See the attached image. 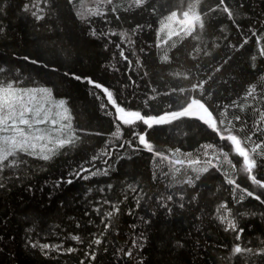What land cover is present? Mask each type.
<instances>
[{
    "label": "trees",
    "instance_id": "1",
    "mask_svg": "<svg viewBox=\"0 0 264 264\" xmlns=\"http://www.w3.org/2000/svg\"><path fill=\"white\" fill-rule=\"evenodd\" d=\"M114 2L120 8L119 20L111 13L107 23L104 17L91 16L88 9L104 10L98 0H74L73 5L67 0H50L46 19L37 22L22 10L28 0H0V67L8 70L3 75L18 77L23 87L50 89L53 100H66L72 128L79 137L74 145L58 149L48 160L23 156L26 163L13 173L20 179L5 178L6 187L0 189V264H264L259 256L232 255L237 244L253 250L264 247V205L250 197L236 204L231 186L215 168L200 172L195 187L183 183L188 176L198 174L187 160L202 154L203 150L197 152L200 145L213 144L217 152L221 147L228 152V159L221 156L220 163L229 176L238 177V183L250 191L264 193L240 172L242 158L232 154L228 142L220 141L197 120L182 118L154 127L148 136L155 151L169 160H185L183 166L173 167L146 150L133 152L128 148L121 153L122 159L113 155L108 175L88 180L73 176V183L58 184L81 165L103 170V153L121 142L112 135L116 131L112 116L100 107L103 97L96 98L100 90L77 81L72 74L109 87L118 103L124 101L122 106L142 110L145 116L180 109L191 94H181L179 89H189L209 75L213 78L206 85V94L212 93L209 101L213 107L217 102L230 104L238 97L239 104L251 103L243 100L250 84H255L258 92L264 91V57L258 54L256 38L251 36L253 31L264 33V0H225L234 20L223 11L202 16L204 29L194 33L197 39H169L168 33L179 31V25L167 17L172 11L177 12V19L184 10L192 15L204 13L215 8L219 0H145L140 7L134 0ZM78 11L91 19L95 35L85 20L77 17ZM162 21L166 25L163 30ZM136 25L141 28L136 29ZM112 32L116 35H109ZM246 37H250L249 42L239 48ZM116 44L124 48L131 65L120 57ZM165 54L172 58L170 63L163 60ZM217 67H221L220 72H215ZM153 87L161 93L172 88L177 92L157 96L146 107L145 99L155 95ZM257 106L264 109V103ZM214 115L223 118L219 112ZM235 115L245 117L251 125L259 114L250 107L243 112L237 107L229 110L228 117ZM143 128L141 124L140 130ZM236 128L240 136L248 135V127ZM123 133L124 139L130 138L127 126ZM93 156L99 157L94 166ZM258 163L257 179H264V160L258 158ZM232 164H236L235 172ZM8 175L6 172L5 177ZM181 193L182 201L178 198ZM168 195L174 197L167 202L171 212L158 201ZM105 200L110 203H103ZM224 201L232 209L230 218L243 229L239 239L236 232L225 230L228 224L219 218L224 213L217 209ZM109 212L113 214L109 216ZM74 235L80 240H73ZM96 237L101 244H93ZM133 239L138 241L132 248L133 257H124L119 250L131 248ZM33 242L53 247L41 250L33 247ZM69 248L73 251L67 252Z\"/></svg>",
    "mask_w": 264,
    "mask_h": 264
},
{
    "label": "snow or ice",
    "instance_id": "2",
    "mask_svg": "<svg viewBox=\"0 0 264 264\" xmlns=\"http://www.w3.org/2000/svg\"><path fill=\"white\" fill-rule=\"evenodd\" d=\"M135 5L140 7L145 4V0H134ZM69 5H73L74 0H67ZM50 6V0H28V3L23 5V11L28 13L35 21L39 22L46 19V9ZM54 6V5H53ZM98 6L104 8L103 11L99 9L93 12L91 9H88L87 12L91 16L104 17L105 23H107V16L111 13L116 20L120 19V8L114 2V0H98ZM155 11V9H153ZM217 11H223L227 13L228 18L234 20L233 12L230 10L228 5L225 3V0H219L215 8H209L204 13H196L195 15L190 16L189 11H184L181 14L182 18L177 19V12L172 11L167 17L168 20H174L175 23L179 25V31H172L168 33V38L171 39L172 36L177 37H192L197 39L198 36L194 35L197 33V29H204V21L202 16H206L210 13ZM77 17L85 20L88 24L90 30L93 32V35L96 34V29L92 25L91 19L85 15L83 12H76ZM166 25H163L162 28ZM140 25H136V29H140ZM109 35H116L115 32L109 33ZM252 37L256 38V43L259 46L257 52L260 56L264 57V46H261V42L264 41V33H257L253 31L251 33ZM250 37L244 38L243 42L239 45V48H243L248 42ZM167 43V41H164ZM157 47H160V44L157 43ZM116 47L119 49V55L122 59L127 61L129 65L132 64V61L128 56L125 55L124 48L120 44H116ZM172 47L175 48L176 45L172 44ZM209 48L212 47L211 44L208 45ZM235 47V46H233ZM238 50V49H237ZM207 55V53H205ZM25 60H29V57H24ZM171 57L168 54L163 56V60L166 62H171ZM255 59V56L253 57ZM31 63L37 64L38 60H31ZM139 63V61H137ZM227 63V60L224 61ZM222 67V65H221ZM221 67H217L215 72H220ZM255 67V65H253ZM7 69L0 67V189L6 187L4 180L5 178L20 179L19 175H13L16 173L19 168L26 163L22 158L23 156H35L43 160H48L51 156L55 155L58 149L64 148L65 146L74 145L77 139V130H73L71 117L69 109L67 107V101L64 99L59 100V102L53 105L50 102L51 90L47 88H28L22 86V81L18 77L7 78L6 74ZM73 78L77 81H83L93 88L100 90L99 93H95L97 99L103 97V102L100 107L105 111L106 115H111L113 119V124L116 129L112 133L113 136L120 138V143L115 147L108 148L103 156L104 165L106 166L103 170L95 169L94 171L91 168L84 167L81 165L73 173H70V178L64 180L61 178L59 183H73L72 177L79 179L88 180L91 176H97L99 174L108 175L109 169L112 165L109 161L112 160L113 155H116L117 159H122L123 156L121 153L126 149L130 148L133 152H138L141 150H146L150 153H153L154 157H158L163 161H168L171 166L175 165H184L185 160L175 159L169 160V157L163 153L157 152L154 150L152 143L149 141L148 136L150 130L154 127L163 126L170 124L173 121L179 119H191L197 120L201 124L207 126L211 132L215 133L220 141H227L230 146L231 152L233 155L242 158L240 172L244 174L247 180H249L253 185L257 186L260 189H264V179H257L256 169L261 165L258 163L259 160H264V109H261L257 105L264 103V91L257 90L255 84H250L247 90L244 93L243 100L251 101L248 104H239L237 101L240 99H234L230 104L221 105L218 102L213 107L212 103L209 101V96L212 95L211 92L206 94V85L209 81L212 80V76L209 75L206 79H200L191 84L189 89L180 88L179 92L181 94L186 91L191 95L188 96L186 104L178 110H166L158 115H143L142 110L131 109L125 106H122L125 102H117V99L114 97L113 91L109 87L102 85L99 82L94 81L90 77H82L80 75L72 74ZM145 76L148 75L147 72L144 73ZM191 73L186 74L184 79H188ZM151 92L155 95H150L145 99V106H148L150 100H154L157 96H171L176 94L177 89L172 88L164 92H159L155 87L151 89ZM110 106V107H109ZM171 105L169 108L171 109ZM239 107L243 112L245 107H250L256 113H258V118L249 125L245 117L240 115H235L232 118L228 117L230 109H235ZM114 109V113L111 111ZM214 112H219V118L217 115H214ZM143 125V130H140V125ZM236 125H240L241 128L248 127L249 132L247 136H240L238 134L239 129L236 128ZM127 126L130 138L124 139L123 128ZM83 132L84 130H78ZM100 135V133H96ZM255 138V139H254ZM142 146V147H141ZM201 155H198L195 159H188L187 164L193 172L198 174L193 178L188 176L187 179L183 181L184 184L189 185L190 187H195V182L200 180V172L207 173L210 168H215L223 176V182L231 186L232 199L236 204H243L246 197H250L258 201L261 205H264V199H262L261 194H257L256 191H250L246 187H242L238 183V177L233 178L227 174L225 170L222 169L220 163L221 156L224 159H228V152L224 151L223 147L219 149V152L216 151V146L213 144L200 145V148L197 149V152ZM177 153L180 152V149L175 150ZM187 157H191L192 153H186ZM98 156L92 157V162L98 159ZM231 163V161H229ZM203 163L205 166L202 169H197L192 167L193 165ZM171 170V169H170ZM232 170L236 171V164H232ZM176 172H179V168H175ZM8 172L9 175L5 177V173ZM87 173V175H85ZM167 175V173H165ZM153 179H156V174L153 173ZM58 186V185H57ZM111 185H108V188L111 189ZM136 191L135 189H132ZM101 189V193H103ZM127 197H125L126 199ZM181 201L184 199L183 193L178 197ZM173 195H168L166 200L163 197L158 198L159 203L168 208V203L173 201ZM192 199H196L195 196ZM99 203V202H98ZM103 203L108 204L110 201H103ZM137 205H139V199L137 200ZM113 209L116 212H119V208L116 205H112ZM180 207L183 208V203L180 204ZM223 210V215L219 218L222 223L227 222L228 227L225 229L231 230L237 233V239L240 238V234L243 232L242 228H238L235 223V218L231 216L232 209L228 207V202L224 201L220 204L217 212ZM98 212L99 209L97 208ZM168 211L171 212L172 209L168 208ZM113 213L109 212L108 215L111 216ZM131 214V213H130ZM147 223V221H145ZM109 225L105 224V229ZM73 240H80L79 236H73ZM102 243V240L99 237L94 238L93 244L99 245ZM33 247H38L41 250H47L50 247H53L48 244H40L38 242L32 243ZM92 245H90L91 247ZM138 246V241L133 239L131 241V248L129 249H120L124 257H133L132 248ZM57 250L61 249V246H55ZM67 252H72L73 249L69 248ZM240 254H250L252 256H259L264 258V247L253 250L250 247H242L237 244L232 248V255L238 256ZM90 258L94 259V255L90 254Z\"/></svg>",
    "mask_w": 264,
    "mask_h": 264
},
{
    "label": "rangeland",
    "instance_id": "3",
    "mask_svg": "<svg viewBox=\"0 0 264 264\" xmlns=\"http://www.w3.org/2000/svg\"><path fill=\"white\" fill-rule=\"evenodd\" d=\"M185 11V10H184ZM184 11H182V13L184 12ZM196 14V13H195ZM190 15H192L191 13H190ZM177 16H178V14H177ZM182 18V17H181ZM50 99V102L53 104V105H55V104H57L59 101H56V100H53L52 98H49Z\"/></svg>",
    "mask_w": 264,
    "mask_h": 264
}]
</instances>
